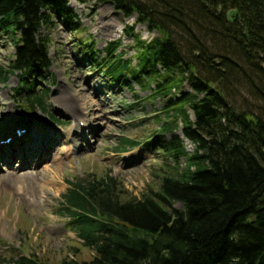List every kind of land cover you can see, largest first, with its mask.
Segmentation results:
<instances>
[{
	"label": "trees",
	"instance_id": "obj_1",
	"mask_svg": "<svg viewBox=\"0 0 264 264\" xmlns=\"http://www.w3.org/2000/svg\"><path fill=\"white\" fill-rule=\"evenodd\" d=\"M93 1L111 2L126 17L136 14L137 23L159 34L150 42L134 35L139 62L130 72V63L116 55L115 43L108 44L100 62L94 42L89 52L112 81L132 79L148 97L164 102L157 117L161 132L145 145L161 151L169 169L156 191L134 200L122 198L111 175L69 182L61 210L82 245L94 252L89 264H264V107L260 105L263 113L235 107L223 92L231 76L224 71L231 65L228 57L206 55L205 47L188 56L174 33L187 34L189 22L199 30L192 12L200 11L197 15L213 28L199 30L210 48L219 47L215 37L220 34L225 53L237 55L235 46L245 63L257 58L264 75L258 62H264L259 40L264 36V0H170L175 9L166 1L162 14L149 0ZM56 21L73 33L82 28L68 0H0V30L10 32L15 42L11 70L0 67V77L19 76L17 95L27 97L25 105L32 111L43 108L48 95L36 85L52 66L44 30ZM254 71L258 78L260 71ZM256 89L255 99L264 102L263 88ZM180 129L195 147L192 153L176 134ZM140 144L123 139L122 147ZM73 249L75 257L78 248ZM0 264L44 263L35 255L16 253L0 256ZM59 264L88 263L66 257Z\"/></svg>",
	"mask_w": 264,
	"mask_h": 264
},
{
	"label": "rangeland",
	"instance_id": "obj_2",
	"mask_svg": "<svg viewBox=\"0 0 264 264\" xmlns=\"http://www.w3.org/2000/svg\"><path fill=\"white\" fill-rule=\"evenodd\" d=\"M166 1L172 10L175 9L173 3H168L170 0H161V6L156 4V0H149V4L158 6L157 10L162 14ZM68 2L69 7L79 15L83 26L78 33L65 30L61 22L44 30L51 41L53 65L50 76H45L37 84L43 93H48L42 110H27L22 100L16 98L15 88L19 84L17 75H11L7 83L0 78V129L6 128L14 115H19V119L14 118L16 123L37 120L47 125V137L54 140L49 143L41 136L35 138L31 126L25 124L18 128L25 131L20 136L16 135V129L12 134H4L0 138L1 144L12 138L11 146L7 147L12 154L24 147L29 153L33 149V142L38 146L42 143V146L51 147L49 157L41 162V155L35 152V164L26 172L21 170L24 167L19 156L13 160V172H17V179L6 180V169L0 167V256L19 251L24 255L37 256L44 264H59L66 257L89 264L94 257V252L83 246L69 227L70 217L61 210V197L69 188V182L87 180L89 175L96 178L111 175L116 179L118 190L122 191V198L134 200L156 190L159 179L169 169L161 151L144 144L161 131L162 124L157 117L163 113L164 102L148 97L149 92L142 90L132 79L123 84L112 82L102 69L95 66L92 55L88 53L89 44L94 42L96 56L99 53V58H102L106 45L113 42L116 55H121L123 60L130 63L127 72L137 70L138 49L134 35H139L143 42H150L159 35L158 32H150L146 25L137 24L136 14L126 17L111 2ZM199 12H192L195 15L192 19L197 20L199 30L213 29L203 16L197 15ZM187 24L188 30L191 29L187 31L189 36L172 28L175 36L182 38L177 42L183 52L190 56L198 47H205L206 55L228 57L227 62L231 65L224 71L226 74L230 71L231 76H227L223 92L231 103L234 100L235 107L263 113L260 105L264 107V102L255 99L258 94L256 87H262L264 91V75L261 67H257V58L253 57V62L248 58V63H245L235 46L233 48L237 55L225 53L227 45L220 34L215 37L219 47L212 49L195 24ZM14 53L12 34L0 30V67L11 70L9 65ZM258 62L263 63L260 65L264 68V62L261 59ZM255 69L261 73H258V78L254 75ZM185 88L190 90L187 85ZM64 99L76 108V114L66 111L71 105L61 107ZM6 103L12 104V111L3 106ZM81 107L85 110L79 111ZM162 115L161 121L164 120ZM177 134L182 137L181 129ZM164 137L170 140L171 134L167 133ZM123 139L141 144L123 148ZM75 142H79L80 147H75ZM185 142L188 151L192 152L193 146ZM20 174L24 175L18 176ZM176 207L181 208L182 205L176 204ZM75 247L78 254L74 257L72 250Z\"/></svg>",
	"mask_w": 264,
	"mask_h": 264
},
{
	"label": "bare ground",
	"instance_id": "obj_3",
	"mask_svg": "<svg viewBox=\"0 0 264 264\" xmlns=\"http://www.w3.org/2000/svg\"><path fill=\"white\" fill-rule=\"evenodd\" d=\"M82 98V97H81ZM1 99V97H0ZM6 105L7 108H9L11 110L12 108V104H3V106ZM71 105V106H69ZM69 106V107H68ZM61 107L63 108H67L66 111H70L72 112L73 114H76V108L68 103V101L66 99L63 100V104L61 105ZM87 109V108H86ZM85 110L84 107H81V110L79 109V111H83ZM12 111V110H11ZM19 115H14L13 118H11V120L7 123L6 125V128L2 127L0 129V138L4 135V134H12L13 130H15L17 127H19L20 125H30L31 126V129L33 130L34 132V135H35V138H38V137H42L46 140V142H49V143H53V139L50 137L48 138V134L46 132V129H47V125L45 124H41L39 123L37 120L34 121V122H29L26 120L25 123H16L14 121V118L15 120L16 119H19L18 117ZM22 119V118H21ZM11 144H1L0 143V167L4 166V168L6 169V172H5V177L7 178L6 180H14V179H17V172H13L14 170V165H12L13 163V160H15L18 156L20 157V159L22 160V166L24 168H22L21 170L26 172L28 171L29 169H32V167L34 166L35 164V160L33 159V155L34 153L38 152L40 155H41V159H40V162L43 161L44 159H47L50 155V150H51V147L50 145H48L47 147L46 146H42V143L41 145H36L34 142H33V149L27 153V148H21L20 150L18 151H14L13 154H12V150L10 148H7V147H10ZM75 147H80V144L79 142H75ZM8 154V155H7ZM54 160V158H53ZM28 173V172H27ZM30 173V172H29ZM28 173V174H29ZM13 174V175H12ZM31 174H35L34 172H32ZM23 176L24 174H20L18 176ZM16 176V177H15ZM36 176V175H35ZM33 176V177H35Z\"/></svg>",
	"mask_w": 264,
	"mask_h": 264
},
{
	"label": "water",
	"instance_id": "obj_4",
	"mask_svg": "<svg viewBox=\"0 0 264 264\" xmlns=\"http://www.w3.org/2000/svg\"><path fill=\"white\" fill-rule=\"evenodd\" d=\"M233 13H234V11H231V12H229V17H231V15H233ZM255 35H256V33H254ZM259 39H260V41L262 42V44H263V46H264V36H259Z\"/></svg>",
	"mask_w": 264,
	"mask_h": 264
}]
</instances>
